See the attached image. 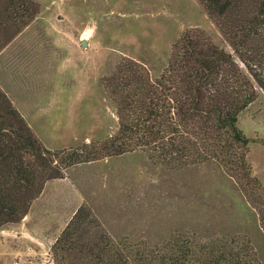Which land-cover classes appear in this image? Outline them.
<instances>
[{"label":"trees","instance_id":"trees-1","mask_svg":"<svg viewBox=\"0 0 264 264\" xmlns=\"http://www.w3.org/2000/svg\"><path fill=\"white\" fill-rule=\"evenodd\" d=\"M199 1L229 50L198 29L175 44L159 77L123 59L103 82L119 117L103 141L50 149L0 86V226L23 219L45 184L67 168L142 150L164 171L171 197L185 204H83L51 247L54 264H264V184L248 158L254 139L239 126L240 114L264 94V0ZM0 5L23 24L39 10L31 0ZM203 166L229 175L256 224L234 218L227 194L198 191ZM180 188L189 195L176 196ZM123 217L122 224L112 221Z\"/></svg>","mask_w":264,"mask_h":264},{"label":"rangeland","instance_id":"rangeland-1","mask_svg":"<svg viewBox=\"0 0 264 264\" xmlns=\"http://www.w3.org/2000/svg\"><path fill=\"white\" fill-rule=\"evenodd\" d=\"M31 1L39 10L24 24L0 5V86L54 151L103 141L118 129L116 103L103 82L123 59L136 60L152 78L159 77L175 44L198 29L229 50L199 0ZM239 126L254 139L248 158L264 184L263 93L240 114ZM199 171L195 182H204L201 194H227L235 205L234 218L256 224L254 208L223 169L203 166ZM163 173L142 150L67 168L63 178L45 184L23 219L0 226V264H54V241L88 202L157 209L185 204L171 197ZM174 194L185 197L189 189ZM125 220L112 219L117 224Z\"/></svg>","mask_w":264,"mask_h":264},{"label":"water","instance_id":"water-1","mask_svg":"<svg viewBox=\"0 0 264 264\" xmlns=\"http://www.w3.org/2000/svg\"><path fill=\"white\" fill-rule=\"evenodd\" d=\"M82 45H83L84 47L88 45V41H87V39H83V40H82Z\"/></svg>","mask_w":264,"mask_h":264}]
</instances>
